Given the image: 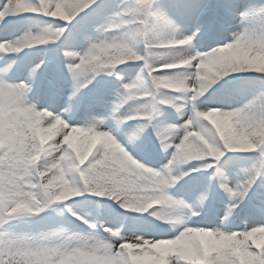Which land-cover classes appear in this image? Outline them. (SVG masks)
I'll list each match as a JSON object with an SVG mask.
<instances>
[{
  "label": "snow or ice",
  "instance_id": "1",
  "mask_svg": "<svg viewBox=\"0 0 264 264\" xmlns=\"http://www.w3.org/2000/svg\"><path fill=\"white\" fill-rule=\"evenodd\" d=\"M0 264H264V0H0Z\"/></svg>",
  "mask_w": 264,
  "mask_h": 264
},
{
  "label": "clouds",
  "instance_id": "2",
  "mask_svg": "<svg viewBox=\"0 0 264 264\" xmlns=\"http://www.w3.org/2000/svg\"><path fill=\"white\" fill-rule=\"evenodd\" d=\"M175 178H178L175 177ZM152 205L149 203V204H144V205H140V206H137V207H134V210H137V211H148V209L151 207ZM172 213V209H169V208H164V209H157L156 211L152 212L151 215L153 216H166V215H169Z\"/></svg>",
  "mask_w": 264,
  "mask_h": 264
},
{
  "label": "bare ground",
  "instance_id": "3",
  "mask_svg": "<svg viewBox=\"0 0 264 264\" xmlns=\"http://www.w3.org/2000/svg\"><path fill=\"white\" fill-rule=\"evenodd\" d=\"M34 58H35V56H34ZM25 62H28V60L25 61ZM42 126H43V127H47V125H44L43 123H42ZM58 136H59L58 133H57V135H54V136L52 137L53 141H55V139H56ZM77 139H78V138H77Z\"/></svg>",
  "mask_w": 264,
  "mask_h": 264
},
{
  "label": "rangeland",
  "instance_id": "4",
  "mask_svg": "<svg viewBox=\"0 0 264 264\" xmlns=\"http://www.w3.org/2000/svg\"><path fill=\"white\" fill-rule=\"evenodd\" d=\"M159 117V116H158Z\"/></svg>",
  "mask_w": 264,
  "mask_h": 264
}]
</instances>
